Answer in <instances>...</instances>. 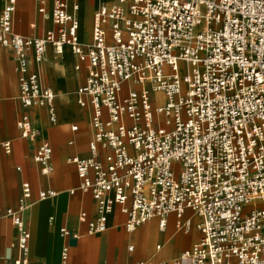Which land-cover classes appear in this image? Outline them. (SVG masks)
<instances>
[{
  "label": "built area",
  "instance_id": "1",
  "mask_svg": "<svg viewBox=\"0 0 264 264\" xmlns=\"http://www.w3.org/2000/svg\"><path fill=\"white\" fill-rule=\"evenodd\" d=\"M1 1L0 47L14 52L25 108L47 105L57 121L55 94L41 74L48 47L57 55L69 47L86 62L77 101L92 107L90 156L71 160L78 189L97 204L94 220L79 216L87 234L106 231L116 206L129 232L152 218L163 228L171 213L188 229L189 209L202 236L175 264H264V0H114L95 10L86 45L79 0H54L50 14L48 1L37 0L56 26L41 37L15 32L16 0ZM32 61L38 71L31 72ZM17 123L36 144L40 175L49 176L50 143L37 141L27 113ZM0 144L10 152L11 142ZM55 194L42 190L39 199ZM32 195L24 182L18 205L6 212L18 235L10 264L30 263L23 214ZM60 232L66 262L79 235Z\"/></svg>",
  "mask_w": 264,
  "mask_h": 264
},
{
  "label": "crops",
  "instance_id": "2",
  "mask_svg": "<svg viewBox=\"0 0 264 264\" xmlns=\"http://www.w3.org/2000/svg\"><path fill=\"white\" fill-rule=\"evenodd\" d=\"M47 1L50 14L54 0ZM91 1L87 6L114 2ZM79 4L78 17L79 21L81 18L80 25L82 23L80 39H88L91 36L89 25L91 20L93 23V14L98 6L90 20L84 1L79 0ZM2 8L0 0V14ZM55 27L50 16L39 13L37 0H16L15 32L41 37ZM90 30L92 32V25ZM13 53L11 47H0V142H11L10 152H6L0 144V264H10L18 255L15 245L17 229L6 212L18 205L24 182L31 184L33 194L32 206L23 214L26 226L31 230L29 264H175L202 236L196 227L199 218L189 209L183 216V220L190 218L192 221L188 229L179 228L178 216L171 213L163 228H160L159 218H152L129 232L124 227L127 215L120 211L119 206L109 214L108 227L103 233L87 234V223L79 219L83 211L89 221L98 215L92 194L78 189L80 178L71 160L90 156L92 107H82L77 101V91L86 84L88 77L86 62L80 61L69 47H65L61 55L48 47L41 64V74L43 82L55 94L57 121L51 123L49 106L25 108L22 105L19 99V70L13 60ZM38 69V64L32 61L31 72ZM25 113L39 132L37 141H48L52 147L53 170L49 176H42L38 171L34 159L36 144L32 147L30 141L20 136L17 121ZM74 125L76 130L72 129ZM75 188V192L71 193L70 189ZM42 190H54L56 194L39 199ZM195 218H198L196 223ZM63 227L79 235L76 244L70 243L66 262L62 259L63 246L67 240L60 232ZM181 264L189 262L183 261Z\"/></svg>",
  "mask_w": 264,
  "mask_h": 264
},
{
  "label": "rangeland",
  "instance_id": "3",
  "mask_svg": "<svg viewBox=\"0 0 264 264\" xmlns=\"http://www.w3.org/2000/svg\"><path fill=\"white\" fill-rule=\"evenodd\" d=\"M82 1H84V3H85V9H88V12H87V14H88V17L90 18V20H91V17H92V13L94 12V10H95V8L98 6V3L96 4V5H94V6H92V7H89V6H87V3H89V5H90V2H92L91 0H82ZM80 21H81V18H80ZM91 22H92V20H91ZM91 22H90V25H89V36H90V28H91ZM81 28H82V23H81V25H80V31H81ZM81 35H82V33H81ZM91 37V36H90ZM90 37L88 38V39H86L85 37H83L82 38V40H81V42L83 43V44H88V42H89V40H90ZM155 95L153 94V97H154ZM198 221V218H195V223Z\"/></svg>",
  "mask_w": 264,
  "mask_h": 264
},
{
  "label": "water",
  "instance_id": "4",
  "mask_svg": "<svg viewBox=\"0 0 264 264\" xmlns=\"http://www.w3.org/2000/svg\"><path fill=\"white\" fill-rule=\"evenodd\" d=\"M76 242H77L76 239H71V240H70V243H71L72 245L76 244Z\"/></svg>",
  "mask_w": 264,
  "mask_h": 264
}]
</instances>
